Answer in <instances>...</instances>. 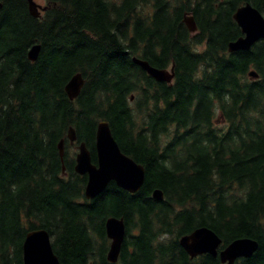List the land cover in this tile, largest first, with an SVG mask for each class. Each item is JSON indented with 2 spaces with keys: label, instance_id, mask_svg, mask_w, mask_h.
I'll use <instances>...</instances> for the list:
<instances>
[{
  "label": "trees",
  "instance_id": "16d2710c",
  "mask_svg": "<svg viewBox=\"0 0 264 264\" xmlns=\"http://www.w3.org/2000/svg\"><path fill=\"white\" fill-rule=\"evenodd\" d=\"M44 1L34 18L26 0H0V264H22L25 236L36 229L48 233L60 264H109L108 217L125 227L116 264H220L180 247L200 227L219 249L257 243L233 264H264V39L226 52L240 36L232 14L248 3L264 17V0ZM132 57L172 67L171 82L154 81ZM76 73L83 84L70 101L63 88ZM100 120L143 167L134 194L109 182L83 197L73 154L82 142L95 163Z\"/></svg>",
  "mask_w": 264,
  "mask_h": 264
},
{
  "label": "water",
  "instance_id": "95a60500",
  "mask_svg": "<svg viewBox=\"0 0 264 264\" xmlns=\"http://www.w3.org/2000/svg\"><path fill=\"white\" fill-rule=\"evenodd\" d=\"M29 14L36 18L38 10H44L34 0H27ZM2 4L0 3V9ZM232 20L238 27L241 36L226 45V51H248L259 40L264 39V18L248 3L238 7L232 14ZM183 23L189 32L195 31L193 20L190 16L183 17ZM40 46L33 45L28 53L31 62L36 61ZM133 64L138 66L147 76L157 82L170 83L173 70L155 69L147 62L131 58ZM248 77L256 79V74L248 72ZM83 84L79 73L70 77L63 90L67 98L75 99ZM131 99V98H130ZM66 139L69 144L75 140L72 128H68ZM94 158L91 162L90 152L84 143H79L74 156L73 171L77 175H85L86 181L83 189V197L87 200L99 195L109 182L130 194L136 193L144 179L143 167L124 155L114 141L106 121H98L94 132ZM58 156L61 160L63 143L57 144ZM153 199L159 201L162 194L159 190L151 193ZM105 237L109 240L106 252V261L113 264L117 261L123 242L125 227L121 218L109 217L103 224ZM180 247L190 257L207 254L212 258L217 257L221 264H233L236 259L248 258L257 249V243L248 238L235 239L223 249L217 251L221 241L211 230L205 227L194 229L188 235L179 238ZM22 264H60L52 252L48 233L43 229L28 232L22 246Z\"/></svg>",
  "mask_w": 264,
  "mask_h": 264
},
{
  "label": "rangeland",
  "instance_id": "374dc122",
  "mask_svg": "<svg viewBox=\"0 0 264 264\" xmlns=\"http://www.w3.org/2000/svg\"><path fill=\"white\" fill-rule=\"evenodd\" d=\"M35 2H36V4H38L40 6H43V4H44L45 1L44 0H35ZM218 127L221 128L222 126L219 125ZM68 151H69L70 154L74 153L73 149H68ZM107 244H108V242H107Z\"/></svg>",
  "mask_w": 264,
  "mask_h": 264
},
{
  "label": "flooded vegetation",
  "instance_id": "af4514ba",
  "mask_svg": "<svg viewBox=\"0 0 264 264\" xmlns=\"http://www.w3.org/2000/svg\"><path fill=\"white\" fill-rule=\"evenodd\" d=\"M41 13H42V11L39 12V14H41Z\"/></svg>",
  "mask_w": 264,
  "mask_h": 264
},
{
  "label": "bare ground",
  "instance_id": "6f19581e",
  "mask_svg": "<svg viewBox=\"0 0 264 264\" xmlns=\"http://www.w3.org/2000/svg\"><path fill=\"white\" fill-rule=\"evenodd\" d=\"M254 252H255V251H254ZM254 252H253V253H254Z\"/></svg>",
  "mask_w": 264,
  "mask_h": 264
}]
</instances>
